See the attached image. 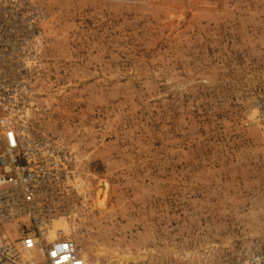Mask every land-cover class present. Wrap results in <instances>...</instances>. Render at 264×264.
<instances>
[{"label": "rangeland", "instance_id": "1", "mask_svg": "<svg viewBox=\"0 0 264 264\" xmlns=\"http://www.w3.org/2000/svg\"><path fill=\"white\" fill-rule=\"evenodd\" d=\"M33 1L25 121L74 158L66 237L100 264H211L264 240V0Z\"/></svg>", "mask_w": 264, "mask_h": 264}, {"label": "built area", "instance_id": "2", "mask_svg": "<svg viewBox=\"0 0 264 264\" xmlns=\"http://www.w3.org/2000/svg\"><path fill=\"white\" fill-rule=\"evenodd\" d=\"M44 17L33 0H0V264H100L69 236L51 235L54 222L82 215L83 203L75 202L82 196L73 185L75 161L26 126L43 74ZM211 264H264V240L225 247Z\"/></svg>", "mask_w": 264, "mask_h": 264}, {"label": "bare ground", "instance_id": "3", "mask_svg": "<svg viewBox=\"0 0 264 264\" xmlns=\"http://www.w3.org/2000/svg\"><path fill=\"white\" fill-rule=\"evenodd\" d=\"M101 186H106V183H103V182H101V184H100ZM104 191V189L103 190H101V192H103ZM99 201H100V206H102L104 203H103V201L102 200H100V197H99ZM62 220H64L63 221V224L61 225V227H59L60 226V224H59V222H56V227H59V229H62L63 228V232L62 233H59V236H58V238H67L66 236V234H69L68 232H70L71 231V220H66V222H65V219H62Z\"/></svg>", "mask_w": 264, "mask_h": 264}]
</instances>
